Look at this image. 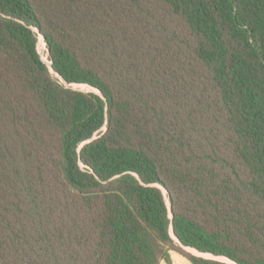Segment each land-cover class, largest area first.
<instances>
[{"label": "trees", "instance_id": "obj_1", "mask_svg": "<svg viewBox=\"0 0 264 264\" xmlns=\"http://www.w3.org/2000/svg\"><path fill=\"white\" fill-rule=\"evenodd\" d=\"M173 252L264 264V0H0V264Z\"/></svg>", "mask_w": 264, "mask_h": 264}, {"label": "rangeland", "instance_id": "obj_2", "mask_svg": "<svg viewBox=\"0 0 264 264\" xmlns=\"http://www.w3.org/2000/svg\"><path fill=\"white\" fill-rule=\"evenodd\" d=\"M38 52L42 58L43 61H46V53L43 45L41 43L38 44ZM72 89L81 91V92H91L92 90L85 86H71Z\"/></svg>", "mask_w": 264, "mask_h": 264}, {"label": "crops", "instance_id": "obj_3", "mask_svg": "<svg viewBox=\"0 0 264 264\" xmlns=\"http://www.w3.org/2000/svg\"><path fill=\"white\" fill-rule=\"evenodd\" d=\"M169 260V263L161 262L160 264H191L184 257L174 252L170 254Z\"/></svg>", "mask_w": 264, "mask_h": 264}, {"label": "built area", "instance_id": "obj_4", "mask_svg": "<svg viewBox=\"0 0 264 264\" xmlns=\"http://www.w3.org/2000/svg\"><path fill=\"white\" fill-rule=\"evenodd\" d=\"M39 43H41L42 45H43V47H44V49H45V46H44V44H43V42L40 40V42Z\"/></svg>", "mask_w": 264, "mask_h": 264}, {"label": "water", "instance_id": "obj_5", "mask_svg": "<svg viewBox=\"0 0 264 264\" xmlns=\"http://www.w3.org/2000/svg\"><path fill=\"white\" fill-rule=\"evenodd\" d=\"M200 256H204V255H200ZM205 257V256H204Z\"/></svg>", "mask_w": 264, "mask_h": 264}]
</instances>
